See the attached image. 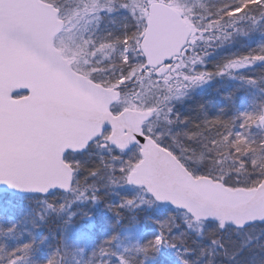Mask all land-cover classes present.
I'll return each instance as SVG.
<instances>
[{
	"label": "water",
	"instance_id": "95a60500",
	"mask_svg": "<svg viewBox=\"0 0 264 264\" xmlns=\"http://www.w3.org/2000/svg\"><path fill=\"white\" fill-rule=\"evenodd\" d=\"M147 5L148 20L138 49L147 55V67L163 70L190 49L198 31L170 2L148 0ZM54 6L46 0H0V177L66 174L64 150L87 151L93 137L98 140L102 130L108 131L106 123L112 125L109 144L117 149L124 144L123 151H130L155 114L153 108L130 106L113 111L121 91L77 71L57 47L55 40L66 21ZM29 36L47 42L43 51L29 45ZM25 88H32L33 94L20 99ZM140 157L132 174L153 184L161 195L180 199V207L200 215L201 221L213 215L219 225L222 216L231 217L224 220L223 231L264 224L257 220L244 227L235 225L236 219L249 214H264V198L242 185L225 187L224 181L212 176H195L154 136ZM4 192L11 194L0 184V193Z\"/></svg>",
	"mask_w": 264,
	"mask_h": 264
},
{
	"label": "trees",
	"instance_id": "16d2710c",
	"mask_svg": "<svg viewBox=\"0 0 264 264\" xmlns=\"http://www.w3.org/2000/svg\"><path fill=\"white\" fill-rule=\"evenodd\" d=\"M48 1V0H47ZM55 5H63L67 0H49ZM175 1L178 9L183 14H187L196 24L198 29L208 28L211 32L233 33L230 38L221 39L222 44L230 45L229 51L234 56L228 59L224 64L216 66L215 61L209 60L206 64L208 81L203 85L194 86L192 83L185 82V79L176 77L167 79H159L154 77L145 89L142 88V82H138L139 73H137L135 81H129L127 84H112V81L117 77L108 75L105 78L101 74H95L99 78L107 79L106 83L110 86H119L123 93V99L116 107L122 108L121 103L128 96H132L135 103L142 105L152 104L162 114L161 117H154L147 123L146 129L154 134V137L164 145L168 146L179 158L187 161L191 169L198 171L202 175H209L217 180H222L231 186H237V178L239 177V186H244L248 179L258 178L256 173L249 177L248 173L238 164V160L243 159V153L236 154L232 150V145L239 142L244 143L246 139L252 141V148L256 151L253 153L257 157L264 155L259 151L261 142L264 141V120L258 118L264 115V62H257L252 66H245L241 69H227L225 73L219 74L220 70L226 64L233 61L239 56L248 54L249 52L264 46V30L259 28H251L248 22H242L239 25V33L235 29L226 26L225 21L221 20L219 24L211 27L207 26L206 19L201 20L200 15L207 17L211 12H215L217 8L228 2V0H165ZM120 2V0H117ZM123 2L133 5L135 0H123ZM82 3L90 5V0H80ZM172 3V2H171ZM61 9V8H60ZM194 9L195 14L190 10ZM137 15V13H135ZM118 16V15H117ZM115 16V23H111L107 17L100 22L98 34L103 36L105 32H112L114 36L123 37L127 25L129 35V43L133 37L141 32V27L137 30V20L132 15L125 16L124 19ZM124 16V14H123ZM226 19V18H225ZM207 27H206V26ZM246 33V34H245ZM99 36V37H100ZM111 39V38H110ZM210 45V50L213 47H219L218 44ZM209 47V46H208ZM113 59H116V53H112ZM145 63V62H144ZM145 65V64H144ZM107 66V61L104 62L101 68ZM118 67H126L118 65ZM95 75H91L96 79ZM158 76V75H157ZM159 79V80H158ZM186 84V85H185ZM191 85V86H190ZM131 93V95L129 94ZM133 93V94H132ZM173 108L172 115L178 116L179 120L176 123H169L168 108ZM249 117L253 119L249 121ZM188 123H183V121ZM212 121L221 123L212 125ZM247 124V127L244 125ZM169 134L161 138L159 134L163 131ZM176 132L177 139L174 138ZM189 133H196L191 139L188 138ZM243 133L244 136L240 134ZM227 139H224V136ZM161 138V139H160ZM213 140L216 142L213 143ZM103 143V141H100ZM90 149L82 155L74 156L75 159L81 161L85 169H97L104 176L111 175L110 169L116 166V161L123 152L117 151L110 146L107 149H102L93 144ZM89 152L93 154L89 155ZM187 154L192 156V159ZM140 157L138 156V159ZM251 170V169H250ZM118 174V173H117ZM116 174V175H117ZM127 195L134 196L138 191V187L126 186ZM125 194V193H121ZM20 202L21 208L19 214L15 217L16 220H22L20 224V232L16 236L8 238V243L11 246L6 251H13L16 247H22L23 244L29 243L34 237L35 241L41 245L44 252L52 250L58 242L67 243L70 249H76L80 253V257H73L79 261L80 259L92 258L91 252L98 247L104 240L113 236H118L122 251L119 255H126L124 249L129 252L132 249L142 248L143 240L150 239L159 231V225L163 223L167 215H173L169 205H163L156 202L154 205H144V211L137 209L138 216L134 223L131 220V213L124 211L125 219L118 221L116 217L108 213L105 216H100L93 213L91 219L83 217H73L72 221L66 225L65 215L63 212L56 211L45 215L44 219H40L39 213L43 211V205L37 203V196H16ZM114 200H119V197H112ZM101 211H104L101 209ZM175 225L182 223L177 214ZM123 225V230L121 226ZM203 228L204 236H197L196 232ZM233 231L231 238H228V231ZM175 235H179L177 230H173ZM246 233H250L247 235ZM251 234H256L252 236ZM2 235V234H0ZM246 236H250L252 241L248 243ZM264 235V224H253V226L241 229L227 228L223 231L215 222L200 221L193 224L191 233L185 232L182 239L178 242L184 243L187 247L193 248L192 258L196 260V264H250L252 259L258 255L264 258V251L261 247L263 242L260 241ZM210 239H217L222 246L227 250L228 255H231L240 247L242 241H247V246L243 251L239 252L234 260H229L223 249L214 246ZM257 243L254 255L250 248ZM202 248H211L212 253L208 255H200ZM110 251V249H106ZM174 257L179 255V252L172 250ZM97 256L100 253L97 251ZM137 256H142L143 259L149 257L143 256L137 252ZM254 256V257H253ZM6 256H0V264H3ZM255 258V259H256ZM263 262L260 261V263ZM97 264L100 261L97 260ZM179 264V261H176Z\"/></svg>",
	"mask_w": 264,
	"mask_h": 264
},
{
	"label": "snow or ice",
	"instance_id": "6c2138e0",
	"mask_svg": "<svg viewBox=\"0 0 264 264\" xmlns=\"http://www.w3.org/2000/svg\"><path fill=\"white\" fill-rule=\"evenodd\" d=\"M61 7L62 5H55L54 10L59 13ZM88 10L95 16L97 30H99L100 22L106 17L110 19L111 23L114 24L116 22L115 16L112 15L113 13L123 12L125 13L124 16L132 15L137 20V30H139L144 21L142 16L135 14L134 6L123 2V0H120V2H117V0H96L89 9H86V11ZM190 11L195 14L194 9ZM200 19H206L209 27L224 20L226 26L235 29L236 33H239V25L245 21L249 23L252 29L259 28L264 30V0H228V2L217 8L215 12L209 13L207 17L201 14ZM123 27L125 29L123 37L114 36L112 32H105L100 37L92 33L75 50L77 55L82 54L85 57H91V60L85 59V64L89 66L91 72L101 74L102 78L108 75L117 77L116 80L112 81V84H127L129 81H135L137 73L142 71L144 62L147 61L146 54L141 53L135 46L129 47L127 25ZM231 35L233 33H225V38H230ZM27 42L37 51H43L47 43L39 37L32 36L27 37ZM134 42L135 37L133 38ZM101 51H103V55L98 58L97 53ZM112 53H116V59H113ZM105 61H107L106 67L99 69L94 67L95 64H104ZM197 61L203 64L202 58L197 57L196 60L192 61L193 65ZM257 62H264V46L230 61L220 70L219 74L225 73L227 69L238 70L245 66H252ZM118 65L126 67H118ZM193 75L202 79L205 75H211V73H196L195 68H193L192 75L186 78L185 82H187V79H191L192 83L196 84L198 80L192 78ZM23 93V96H19V93L14 95L19 96L20 99H25L33 94V89L25 88ZM168 113L169 123H176L179 120L178 116L172 115L173 108L171 106L168 108ZM248 119L251 122L253 118L249 117ZM258 119L264 120V115ZM183 123H188V121L185 120ZM219 123L221 122H211L212 125ZM104 127L110 130L112 125L106 123ZM244 127H247V124ZM194 135L196 133H189L188 138L191 139ZM240 135L244 136L243 133ZM153 136V133L145 129L132 143L139 151L143 152L149 139L153 138ZM224 139H227L226 135ZM100 141H104V143H100ZM110 142L109 136L103 130L99 133L98 140L93 137V143L102 149H107ZM215 142L213 140V143ZM125 147L126 145L120 144L117 151L122 152ZM161 147H164L163 143H161ZM232 150L236 154L243 153V159L238 160V164L248 173L249 177H252L253 173H256L258 177L248 179L244 183V187L251 189L256 197L264 198V155L260 157L254 155L253 153L256 150L252 148V141L246 139V142L240 143L239 137L237 138V143L232 145ZM259 151L264 153V141L261 142ZM83 152V147L64 150V163L68 165L64 175L50 178L23 175L16 178L0 177V184L6 185L11 190V194L7 192L0 193V234H2L0 235V256L7 257L4 259L3 264H97V260L100 261V264H176L177 260L179 264H196V260L191 255L194 251L193 248L187 247L184 243L178 241L182 239L185 232H192L193 224L199 223L202 219L200 215L193 214L187 207L181 208L180 199L161 195L153 184L143 182L135 177L132 174L133 161L121 160L117 167L110 169L111 175L104 176L97 169H85L80 160L74 159V156L82 155ZM117 173L119 175H116ZM239 184L238 177L237 187H239ZM126 186H138V191L134 196L129 197L126 194ZM225 187H231V185L225 184ZM256 189H259V191L257 192ZM122 192L125 194H121ZM17 193L32 194L41 198L37 200V203L43 205V211L39 213L40 219H44L45 215L49 213L63 212L66 225L72 221L73 217L91 219L93 213L102 217L111 213L118 221H123L125 219V210L131 213V220L129 221L128 219V223H134L138 216L137 209L144 211L142 206L154 205L156 202H166L171 207L173 215H167L163 223L159 225V231L156 235L150 239L143 240L142 248L132 249L131 252L128 249H124V252L127 253L126 255L118 256L122 251L121 247H117L118 244L120 245L118 236L104 240L90 253L92 258L88 256L87 259H80L79 261L73 259V257H80V253L76 249H70L67 243L58 242L52 250L44 252L34 237L29 243L23 244L22 247H16L9 252L6 251L11 247L8 243V238L18 235L20 224L24 222L15 219L19 214L18 210L21 208L20 202L16 199ZM114 196L119 197V200L112 199ZM101 209L104 211H101ZM177 214L182 221L180 225H175L174 223L178 218ZM214 219L213 215H209L207 222H211ZM225 219H231V217L222 216L220 218L219 226L221 230L225 228ZM257 220L264 221V214H249L244 220L236 219L235 225L244 227L246 223L256 222ZM121 228L123 230V225ZM174 229L179 232V235L174 234ZM203 232L204 229L201 228L199 232H196V235L204 236ZM210 240L214 246L223 249V253L229 260H234L239 252L243 251L247 246V241H242L240 247L231 255H228L227 250L219 240ZM106 249H110V251H106ZM172 250L179 252V255L174 257ZM97 251L100 256L96 255ZM137 252L149 258L145 260L142 256H137ZM210 253H212L211 248H202L200 250V255H208Z\"/></svg>",
	"mask_w": 264,
	"mask_h": 264
},
{
	"label": "rangeland",
	"instance_id": "374dc122",
	"mask_svg": "<svg viewBox=\"0 0 264 264\" xmlns=\"http://www.w3.org/2000/svg\"><path fill=\"white\" fill-rule=\"evenodd\" d=\"M96 2V0H90V5L87 3V5H85V3H82L81 6H75V4L79 5L80 4V0H67L66 3L63 2V5L61 7L62 9V17L66 20V25L64 28V31L61 33V35L59 37H57L56 39V43L57 46L63 50V52L66 53V55L69 57L70 61L74 64L75 68L82 72V73H86L88 75H95V74H99L96 72H91L89 70V66L87 64H85V59L91 60V57H85L82 54H75V50L78 49V46L82 44V42L87 39L92 33H97V22L95 19L94 14L88 10L86 11V9H89L90 6L92 4H94ZM172 2V4H174L175 6H177V4L175 3V1H170ZM148 0H135V3L133 4L134 6V12L137 13V16H142L144 18L143 24L140 26L141 27V32L139 34H137L135 37V42L133 43V40L129 43V47H139L140 44V34L145 30V24L147 22V16H146V12H147V5ZM60 5V4H59ZM184 13V12H183ZM123 12L121 13H113V16H117L120 17L119 19H125L126 17L123 16ZM186 16V18L195 26V28L197 29V36H196V42L194 45H191L190 49L188 51H186V53L184 55H182L179 61H171L169 63V66H167L166 68H164V71L158 70L156 68H147L145 65L142 69V71H140L139 73V79L137 80L138 82H142L141 86L142 88L144 87L145 89L147 88L148 84L150 82H153L152 80L154 79V77L159 78L161 80L163 79H167L170 80L173 77L179 78V79H185L188 78L190 75H192L193 72V68H195V72L196 73H207L206 69V64L209 60L211 61H215L216 62V66L218 65H222L224 64L228 59H230L232 56H234L232 54V52L229 51V46L230 45H226V44H222V42H219L221 39H224L225 34L224 32H211L208 28H202V29H198L196 24H194L193 20L191 18H189V16L187 14H184ZM109 18H107L108 20ZM103 21V20H102ZM206 26V25H205ZM207 27V26H206ZM102 32L103 28H100ZM100 32L98 34H96L97 37H99L101 34ZM133 37V38H134ZM214 45V44H218L219 47H213L211 48L212 50H210V45ZM209 46V47H208ZM103 55V51L97 53V57L99 58L100 56ZM197 57L202 58L203 60V64H200L199 61H197V63L195 65H193L192 61L196 60ZM191 58V59H190ZM145 64V63H144ZM103 64H95L94 67L96 68H101ZM236 70V69H235ZM158 75V76H157ZM96 76V75H95ZM208 75H205L202 79L195 77L194 75L192 76V78H196L198 80V82L196 84H193L191 79H187L188 83H192L194 86H198V85H203L205 82L208 81L207 78ZM158 79V80H159ZM96 80L107 84L106 80L107 79H102L99 78L98 76H96ZM139 82V83H140ZM148 83V84H146ZM117 85H121V84H117ZM186 85V84H185ZM113 86V85H112ZM191 86V85H190ZM131 95V93H129ZM133 94V93H132ZM121 107H133V108H138V109H155V117H161L163 113H161L159 111V109H157L154 105H142L139 103H135L134 99L132 96H128L126 98L125 101H123L121 103ZM119 109V108H118ZM116 109V111L118 110ZM169 134V130L167 132H164L162 134H159V136L161 138H164V135ZM106 135H108V133H106ZM160 138V139H161ZM173 139H177L176 136V132L174 133V138ZM166 146V145H165ZM168 147V146H167ZM169 148V147H168ZM170 149V148H169ZM171 150V149H170ZM93 154V152H89V155ZM188 157L190 159H192V156L190 154H187ZM138 156H139V150L135 147L133 149H131V151L129 152H123V154H121V156L119 157L120 159H118L116 161V166L119 165V162L121 160L123 161H133L134 163L138 160ZM75 159V157H74ZM78 160V158H77ZM184 162V161H183ZM185 166H188V162L186 161ZM190 168V166H188ZM190 170L194 173L195 176L200 175V173L198 171H195L193 169L190 168ZM119 175V174H117ZM202 175V174H201ZM233 231H228L227 233V237L231 238L233 235ZM247 235H249L250 233H246ZM253 237L256 236V234H251ZM245 238L248 239V243L252 241V238L250 236H246ZM263 242L262 244V251H264V235L260 238ZM259 245L257 243H254V245L250 248V251L252 253H255L256 248ZM259 253H255L254 255H258ZM254 257V256H253ZM256 256L252 259V263L250 264H264V258L262 255H258L257 258ZM263 262L260 263V261Z\"/></svg>",
	"mask_w": 264,
	"mask_h": 264
}]
</instances>
